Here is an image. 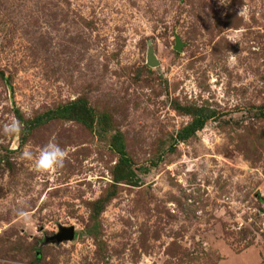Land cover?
I'll return each mask as SVG.
<instances>
[{
  "label": "rangeland",
  "instance_id": "obj_1",
  "mask_svg": "<svg viewBox=\"0 0 264 264\" xmlns=\"http://www.w3.org/2000/svg\"><path fill=\"white\" fill-rule=\"evenodd\" d=\"M0 264H264V0H0Z\"/></svg>",
  "mask_w": 264,
  "mask_h": 264
},
{
  "label": "clouds",
  "instance_id": "obj_2",
  "mask_svg": "<svg viewBox=\"0 0 264 264\" xmlns=\"http://www.w3.org/2000/svg\"><path fill=\"white\" fill-rule=\"evenodd\" d=\"M234 58L235 57H233V59ZM22 130V123L16 119H13L10 123L4 126V134L9 136L16 135L18 137L21 134ZM67 157V151L61 148L60 145L55 141H50L49 143H47L40 150L38 156L34 157V154L29 150H25L22 153V158L27 160L34 159L36 171L42 173L55 172L58 169L63 168ZM17 215L25 224L32 225L35 223L33 214L29 211L24 210L23 208L17 210Z\"/></svg>",
  "mask_w": 264,
  "mask_h": 264
},
{
  "label": "water",
  "instance_id": "obj_3",
  "mask_svg": "<svg viewBox=\"0 0 264 264\" xmlns=\"http://www.w3.org/2000/svg\"><path fill=\"white\" fill-rule=\"evenodd\" d=\"M175 50H178V44H175L174 46ZM149 63L152 64L153 59L151 57L148 58ZM73 238V228L68 227V228H63L61 227L57 233L53 234L49 240L52 242H61V241H69Z\"/></svg>",
  "mask_w": 264,
  "mask_h": 264
},
{
  "label": "trees",
  "instance_id": "obj_4",
  "mask_svg": "<svg viewBox=\"0 0 264 264\" xmlns=\"http://www.w3.org/2000/svg\"><path fill=\"white\" fill-rule=\"evenodd\" d=\"M202 121H199V123L201 124ZM196 127L195 126H188V127H185L183 128V135H185V133H191L192 131H194ZM183 135L180 136V134H178L177 136L180 137L181 139L184 137Z\"/></svg>",
  "mask_w": 264,
  "mask_h": 264
}]
</instances>
